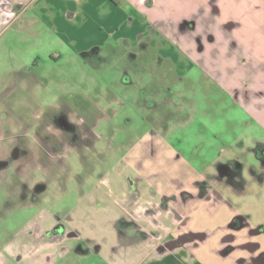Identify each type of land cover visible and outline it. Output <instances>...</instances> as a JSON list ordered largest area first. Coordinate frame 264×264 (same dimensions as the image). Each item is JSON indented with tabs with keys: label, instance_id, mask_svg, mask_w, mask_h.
I'll use <instances>...</instances> for the list:
<instances>
[{
	"label": "crops",
	"instance_id": "crops-1",
	"mask_svg": "<svg viewBox=\"0 0 264 264\" xmlns=\"http://www.w3.org/2000/svg\"><path fill=\"white\" fill-rule=\"evenodd\" d=\"M23 14L65 50L99 63L114 57L129 99L140 81L134 103L154 126L137 146L142 155L163 154V164L143 160L145 177L121 188L102 228L49 209L15 230L1 227L0 264H264V248L247 247L249 238L227 241L237 232L229 226L234 212L201 211L218 203L211 188L159 134L199 115L201 132L222 139L218 147L264 141V0H0V30ZM36 64L37 57L25 67ZM79 98L84 121L105 131L112 106ZM101 205L92 206L95 215Z\"/></svg>",
	"mask_w": 264,
	"mask_h": 264
},
{
	"label": "rangeland",
	"instance_id": "rangeland-1",
	"mask_svg": "<svg viewBox=\"0 0 264 264\" xmlns=\"http://www.w3.org/2000/svg\"><path fill=\"white\" fill-rule=\"evenodd\" d=\"M26 18L23 14L0 30V143L8 151L0 173V228L15 230L39 210L48 209L64 221L72 215L71 221L79 219L87 228H102L108 224L107 208L121 188L145 177L143 160L163 164V154L159 158L156 153L142 155L137 146L145 140L141 138L145 130L154 126L142 121V106L134 103L140 81L129 86V99L114 57L99 63L92 54L65 50L45 27L29 24ZM52 52H60L62 58L53 61ZM36 57L37 64L29 71L25 65ZM180 88L188 94L187 84ZM71 95L112 106L115 114L108 116L105 131L99 134L88 121L72 123L61 116L62 99L75 102ZM182 108L187 111L188 104ZM128 117L133 121L124 125ZM197 119L199 115L189 121L177 119L167 133L159 134L172 144L176 156L205 177L214 195L212 202L218 203H212L213 207L203 203L201 211L234 212L229 226L237 232L226 235L227 241L242 235L250 239L244 241L247 247L254 244L255 249H263L264 141L258 145L245 137L243 148L218 147L222 139L201 132ZM17 146L26 153L12 154ZM221 166L228 167V172L222 173ZM97 201L103 205L95 215L92 206ZM260 258L264 260V252Z\"/></svg>",
	"mask_w": 264,
	"mask_h": 264
},
{
	"label": "flooded vegetation",
	"instance_id": "flooded-vegetation-1",
	"mask_svg": "<svg viewBox=\"0 0 264 264\" xmlns=\"http://www.w3.org/2000/svg\"><path fill=\"white\" fill-rule=\"evenodd\" d=\"M71 97L74 99L73 95H71ZM70 99L69 100L66 98L62 99V103H61L62 107L61 108H62V112H64V113L61 116H63L67 121L72 122V123H75L77 121H79L81 123H85L86 121H84V119L82 118V112L80 110V103H82L81 98H79V97L75 98L74 99L75 102L70 101ZM88 122L92 123L91 121H88ZM64 126L67 128L66 124H64ZM50 127L52 128V126H50ZM92 127H93V123H92ZM62 128H64V127H62ZM90 128L91 127L89 126L88 132L90 131ZM11 153L19 155L22 153H26V150H24V149L21 150V149H19V146H17L15 149L11 150ZM5 154H8V151H6V149L4 148L2 143H0V173L3 171V169L6 165V163L4 162ZM224 168H225V172H228V167L224 166ZM17 169H20V167H17ZM203 187H204V185H203ZM234 223L237 225V223L235 221H234Z\"/></svg>",
	"mask_w": 264,
	"mask_h": 264
},
{
	"label": "water",
	"instance_id": "water-1",
	"mask_svg": "<svg viewBox=\"0 0 264 264\" xmlns=\"http://www.w3.org/2000/svg\"><path fill=\"white\" fill-rule=\"evenodd\" d=\"M220 171H221L222 173H225V168H224V166H221V167H220Z\"/></svg>",
	"mask_w": 264,
	"mask_h": 264
}]
</instances>
